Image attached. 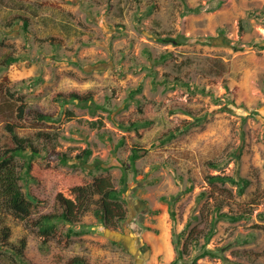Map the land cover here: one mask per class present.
<instances>
[{
    "label": "rangeland",
    "instance_id": "rangeland-1",
    "mask_svg": "<svg viewBox=\"0 0 264 264\" xmlns=\"http://www.w3.org/2000/svg\"><path fill=\"white\" fill-rule=\"evenodd\" d=\"M258 10L264 0H0V101L74 112L42 127L56 140L36 141L73 160L35 158L37 179L25 172L24 158L16 160L25 176L21 187L37 198L33 217L61 210L56 201L64 177L110 176L122 189L128 167L127 218L116 230L88 211L82 217L87 230L61 222L43 252L38 229L7 214L11 243L27 237L29 264H68L76 256L88 264H188L204 246L223 255L199 257L204 264H264V21L251 13ZM182 32L186 40L175 42ZM179 79L215 92H194ZM90 91L118 119L150 123L124 128L107 109L57 101L60 93ZM4 125L0 118V147L8 142ZM241 144V160L226 162ZM137 145L146 152L132 162ZM85 148L90 157L76 159ZM236 173L251 181L243 192L238 184L208 179ZM217 204L222 211L252 212L221 219L207 241ZM192 229L201 232L198 244L187 242ZM10 261L0 253V264Z\"/></svg>",
    "mask_w": 264,
    "mask_h": 264
},
{
    "label": "trees",
    "instance_id": "trees-1",
    "mask_svg": "<svg viewBox=\"0 0 264 264\" xmlns=\"http://www.w3.org/2000/svg\"><path fill=\"white\" fill-rule=\"evenodd\" d=\"M187 9L192 10L189 7ZM253 15L260 17L264 21V10H258L251 12ZM16 21H23L24 26H28L29 22L27 18L18 17ZM160 36L159 33H157ZM161 39H166L161 37ZM186 37L182 32L180 35L174 38L175 42L183 43ZM263 47V46H262ZM167 56L163 54L161 57L156 58L155 62L165 60ZM8 63L10 60L7 61ZM180 80L181 84H184L189 88L192 86L185 80ZM192 91H201L204 94L214 93L213 87L207 89L206 87H200L193 85ZM14 96V94L12 93ZM215 98H219L215 96ZM59 102H72L81 107H90L92 109L102 108L109 110L112 120L124 128H137L142 123H150L149 120H135L125 121L118 119L112 114L114 108L106 105L108 103H98L95 93L90 91L87 93L70 92L68 94L60 93L57 96ZM110 105V104H109ZM245 106V105H244ZM26 102L11 99L7 97L2 102L0 101V118L5 121L4 128L7 133L8 142L7 145L0 147V253L10 256V264H29L25 255L27 247V237L24 236L20 239L19 244H13L10 241L11 238V226L6 222L7 214H11L16 218L25 221L29 228H37L39 233L43 236L41 243V251L49 252V239L56 236L60 231L59 224L61 222L71 223L81 226L84 230H87L88 224L82 221V217L88 211H93L101 223L108 229L116 230L118 223L127 218V209L125 206V199H122L127 188V173L128 167H124L123 188H118L110 176H97L93 181H85L81 179L63 178L58 187L57 201L61 210H56L52 213L42 214L39 217H33V210L36 206V197L30 193H27L21 187L20 181L25 178L23 174L18 170L17 158L25 159V172L32 178H40V168L34 162L35 158H43L49 156L51 158H58L62 163L68 164L74 159L67 151L58 150L55 145L40 147L36 145L38 139L42 140L46 144L52 143L57 138L53 136L51 131L42 129V127L53 121H59L62 116L67 113L71 118L74 116V112L70 110H64L59 113L50 114L39 110H31L27 108ZM246 107V106H245ZM100 122V121H99ZM101 124V122H100ZM193 122L183 127H176L171 129L167 134L172 137L178 133L183 132L189 128ZM32 130H35L34 132ZM109 139L112 140V136L109 135ZM112 146L114 142H112ZM244 150V144L231 152L226 162L236 158L237 162L241 160V156ZM146 149L141 146L133 147V151L130 155L132 162L144 155ZM92 150L85 148L82 152L76 155V159L86 160L90 157ZM209 164L213 167H219L221 163L217 161H210ZM208 179L211 182L220 181L226 183L227 181L238 184L240 191L243 192L245 188L250 184V179L243 177L236 173V175H224L215 174L209 175ZM222 205L217 204L214 209V216L211 221L210 228L206 232L207 241L214 234L217 223L221 219L240 220L252 212V210L222 211ZM264 217V212L259 213ZM200 217L195 215L194 218ZM264 229V223L261 224ZM180 233H176V244L181 243ZM201 232L192 229L189 233L187 242L198 244ZM187 248L182 251L181 257L186 252ZM211 255L213 257L223 256L219 250L206 248L205 246L198 255L191 260H188V264H204L198 261L199 257ZM237 264H243L236 262ZM68 264H88V262L80 256L73 257L69 260Z\"/></svg>",
    "mask_w": 264,
    "mask_h": 264
}]
</instances>
